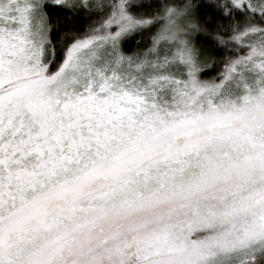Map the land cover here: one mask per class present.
<instances>
[{
  "label": "snow or ice",
  "instance_id": "1",
  "mask_svg": "<svg viewBox=\"0 0 264 264\" xmlns=\"http://www.w3.org/2000/svg\"><path fill=\"white\" fill-rule=\"evenodd\" d=\"M0 264H264V0H0Z\"/></svg>",
  "mask_w": 264,
  "mask_h": 264
}]
</instances>
